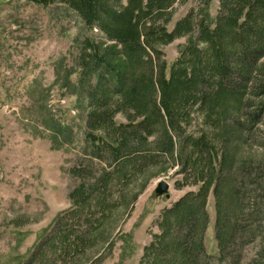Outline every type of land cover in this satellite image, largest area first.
<instances>
[{
	"label": "trees",
	"instance_id": "obj_1",
	"mask_svg": "<svg viewBox=\"0 0 264 264\" xmlns=\"http://www.w3.org/2000/svg\"><path fill=\"white\" fill-rule=\"evenodd\" d=\"M60 1L105 37L85 40L78 61L79 86L90 108L88 156L106 168L95 176L92 190L111 176L108 169L133 165L140 155L150 162L153 156L147 154L146 142L158 124L162 137L156 148L167 156L176 150L183 153L186 148L179 131L184 121L177 115L186 112L187 104L199 105L200 124L211 129H199L186 138L189 156L200 159L190 163L180 157V175L188 184L191 166L197 175L192 183L197 192L187 193L163 212L161 233L154 235L140 264H264V0H218L214 19L206 11L211 0H199L172 31L168 25L175 8L187 0ZM193 34L196 38H189L188 46L193 48L170 78L156 76L157 46ZM193 39L204 43L205 50H199ZM188 54L192 56L186 67L182 63ZM117 80L120 83L112 84ZM158 90L162 105L152 109L150 118L115 124L116 114L139 111L150 103L151 92ZM211 192L216 201L217 256L206 252L203 238ZM60 220L23 264L42 258L45 248L58 238ZM253 243L257 251L246 260L244 250Z\"/></svg>",
	"mask_w": 264,
	"mask_h": 264
},
{
	"label": "rangeland",
	"instance_id": "obj_2",
	"mask_svg": "<svg viewBox=\"0 0 264 264\" xmlns=\"http://www.w3.org/2000/svg\"><path fill=\"white\" fill-rule=\"evenodd\" d=\"M198 3L187 0L177 6L168 30L187 18ZM218 8V0L209 2L206 11L211 19L216 18ZM189 38L196 34L157 46L159 53L153 56L156 76L170 78L183 55L193 48L188 47ZM87 39L105 37L98 27L89 29L60 0H0V264L26 262L52 233L59 217L58 238L34 264H140L154 235L161 233L163 212L187 193L197 192L192 167L188 184L180 175V157L190 163L200 159L189 156L186 138L206 128L201 125L199 105L190 103L186 112L177 115L184 121L179 131L186 148L183 153L176 150L167 156L156 148L155 142L162 137L158 124L146 142L147 154L153 159L147 162L140 155L133 165L108 169L111 176L92 190L95 176L106 168L88 156L90 108L79 86L78 67ZM193 40L199 50H205L204 43ZM191 56L183 60V66L190 65ZM148 100L139 111L116 114L115 124L150 118L152 109L162 105V95L152 91ZM86 168L91 170L80 175ZM162 180L170 184V198L155 195ZM206 210L204 245L209 255L217 256L212 192ZM256 251V243L248 245L246 260Z\"/></svg>",
	"mask_w": 264,
	"mask_h": 264
},
{
	"label": "water",
	"instance_id": "obj_3",
	"mask_svg": "<svg viewBox=\"0 0 264 264\" xmlns=\"http://www.w3.org/2000/svg\"><path fill=\"white\" fill-rule=\"evenodd\" d=\"M155 195L157 197L165 196L166 198H170V184L165 180L160 181L155 190Z\"/></svg>",
	"mask_w": 264,
	"mask_h": 264
}]
</instances>
